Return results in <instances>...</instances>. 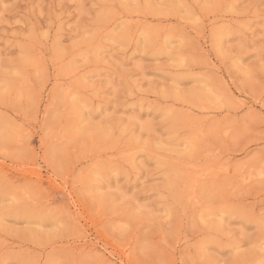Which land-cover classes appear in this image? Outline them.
<instances>
[{
    "label": "rangeland",
    "instance_id": "1",
    "mask_svg": "<svg viewBox=\"0 0 264 264\" xmlns=\"http://www.w3.org/2000/svg\"><path fill=\"white\" fill-rule=\"evenodd\" d=\"M0 264H264V0H0Z\"/></svg>",
    "mask_w": 264,
    "mask_h": 264
},
{
    "label": "bare ground",
    "instance_id": "2",
    "mask_svg": "<svg viewBox=\"0 0 264 264\" xmlns=\"http://www.w3.org/2000/svg\"><path fill=\"white\" fill-rule=\"evenodd\" d=\"M45 66V65H44Z\"/></svg>",
    "mask_w": 264,
    "mask_h": 264
}]
</instances>
